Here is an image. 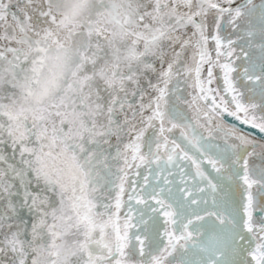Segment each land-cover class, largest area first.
<instances>
[{"label": "snow or ice", "instance_id": "1", "mask_svg": "<svg viewBox=\"0 0 264 264\" xmlns=\"http://www.w3.org/2000/svg\"><path fill=\"white\" fill-rule=\"evenodd\" d=\"M0 264H264V0H0Z\"/></svg>", "mask_w": 264, "mask_h": 264}]
</instances>
